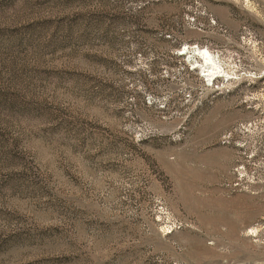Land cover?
<instances>
[{
	"label": "rangeland",
	"instance_id": "374dc122",
	"mask_svg": "<svg viewBox=\"0 0 264 264\" xmlns=\"http://www.w3.org/2000/svg\"><path fill=\"white\" fill-rule=\"evenodd\" d=\"M0 264H264V0H0Z\"/></svg>",
	"mask_w": 264,
	"mask_h": 264
},
{
	"label": "bare ground",
	"instance_id": "6f19581e",
	"mask_svg": "<svg viewBox=\"0 0 264 264\" xmlns=\"http://www.w3.org/2000/svg\"><path fill=\"white\" fill-rule=\"evenodd\" d=\"M203 53L208 55V53H207L206 51H203ZM210 77H211V76H210Z\"/></svg>",
	"mask_w": 264,
	"mask_h": 264
}]
</instances>
